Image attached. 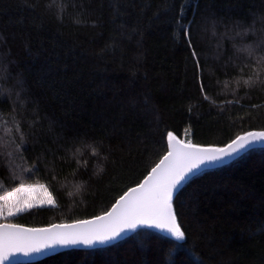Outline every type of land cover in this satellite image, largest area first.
<instances>
[{
	"label": "trees",
	"instance_id": "obj_1",
	"mask_svg": "<svg viewBox=\"0 0 264 264\" xmlns=\"http://www.w3.org/2000/svg\"><path fill=\"white\" fill-rule=\"evenodd\" d=\"M261 13L264 0H0V99L12 109L0 111V137L21 120L37 126L23 158L0 148V193L23 178L57 198V207L13 222L44 227L99 214L166 153L167 131L223 146L264 126V92L246 95L250 69L233 75L229 59L254 38L243 33ZM194 16L201 68L181 35ZM56 134L79 138L65 151ZM173 199L185 241L140 227L104 247L16 264H264V146L196 173Z\"/></svg>",
	"mask_w": 264,
	"mask_h": 264
},
{
	"label": "snow or ice",
	"instance_id": "obj_2",
	"mask_svg": "<svg viewBox=\"0 0 264 264\" xmlns=\"http://www.w3.org/2000/svg\"><path fill=\"white\" fill-rule=\"evenodd\" d=\"M32 7L37 8L41 5ZM194 21L195 16L188 26L182 25L181 35L189 38V46L193 48L192 55L197 58L196 67L201 68L198 53L191 43V24ZM257 22L259 27H256ZM235 27L240 25L237 24ZM212 28L215 31V22ZM243 34H250L254 38L249 44L239 47L235 56L229 58L234 66L233 75H239L242 78L245 75V68L250 69L246 73L247 78L243 79L247 89L245 94H251L253 91L264 92V13L254 16L253 23L247 26ZM15 86L23 90L22 77L15 78ZM200 92L204 94L206 100L209 99L202 78ZM16 95L18 97L19 92ZM229 103L235 105L239 101L232 100ZM261 106L264 107V105ZM240 107L244 109L246 106L241 104ZM255 107L256 105H249L247 109L251 111ZM4 110L12 111L8 107L7 100L0 99V111ZM36 130L35 120L29 127H25L21 120L13 130H5L7 139L0 137V148L10 147L12 151L8 153L9 156L18 154L20 158H23L29 152L27 144L30 137L36 136ZM47 131L53 132L51 126ZM56 138L57 141L65 142L59 147L67 151L69 148L67 142L78 139L79 134L72 136L65 134L63 137L56 134ZM99 143L102 145L103 139ZM258 143H264V126L238 131L223 146L194 143L191 139L180 140L172 131H167L166 153L159 157L158 162L150 168L142 181L118 195L110 207L103 208L99 214H93L90 218L61 221L44 227H25L13 222V218L18 214L34 207H57V198L47 184L28 183L22 178L20 183L0 193V261L13 257L9 264H16L17 254L30 257L44 254L47 250L58 246L92 247L97 244H108L117 240L123 233L143 226L166 231L175 240L185 241L186 231L179 223L178 212L174 207L173 197L177 188L202 167L232 159ZM49 151L55 159L57 153L52 149L46 150L45 155ZM93 154L97 153L94 151ZM62 158L67 160L66 157ZM33 168L37 166L34 165ZM33 168L21 169V172L31 173Z\"/></svg>",
	"mask_w": 264,
	"mask_h": 264
},
{
	"label": "water",
	"instance_id": "obj_3",
	"mask_svg": "<svg viewBox=\"0 0 264 264\" xmlns=\"http://www.w3.org/2000/svg\"><path fill=\"white\" fill-rule=\"evenodd\" d=\"M258 146H264V143H258V144H255V145L252 146V148H254V147H258ZM252 148H250V149H252ZM250 149H248V150H250ZM248 150H247V151H248ZM247 151H245V152H247ZM245 152H241L238 156H236V157H234V158H232V159H226V160H224V161L217 162V163L214 164V165H211V166H208V167H202L200 170H198V171L195 172L194 174H191V175L188 177V179H189L191 176L195 175L196 173H198V172H200V171H202V170H204V169L215 168V167H219V166L226 165V164L232 162L233 160L237 159V158L240 157L241 155H243ZM188 179H186V180H185V181H184V182H183V183L177 188V190H179L180 187H181V186H182V185H183ZM177 190H176V192H177ZM176 192H175V193H176ZM175 193H174V194H175ZM143 227H145V228H149V229H152V230H155V231L161 233L162 235H164V236H166V237H168V238L175 239L174 237H172V236H171L168 232H166V231H162V230H159V229H156V228H150V227H146V226H143ZM130 232H132V231H127V232L123 233V234H122L117 240H114V241H112V242H110V243H108V244H103V245L97 244V245H94V246H92V247H86V246H83V245H76V246H69V247H59V246H58V247H55V248H53V249H49V250H47L46 253H44V254H40V255H32V256H30V257H25V256H23V255L17 254L16 257H15V260H16V263H21V262H33V261L40 260V259H42V258H44V257H46V256H49V255L55 254V253H57V252H60V251H62V250L73 249V248H75V249H85V248H86V249H87V248L104 247V246H107V245L113 244V243H115V242L121 240L123 237H125L126 235H128ZM11 260H13V257H9V260H6V261H0V264H9V261H11Z\"/></svg>",
	"mask_w": 264,
	"mask_h": 264
},
{
	"label": "rangeland",
	"instance_id": "obj_4",
	"mask_svg": "<svg viewBox=\"0 0 264 264\" xmlns=\"http://www.w3.org/2000/svg\"><path fill=\"white\" fill-rule=\"evenodd\" d=\"M247 1V0H246Z\"/></svg>",
	"mask_w": 264,
	"mask_h": 264
}]
</instances>
